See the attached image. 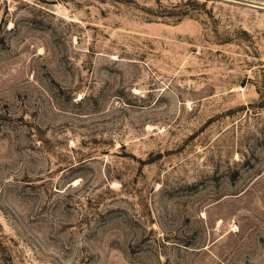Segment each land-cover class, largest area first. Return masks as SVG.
<instances>
[{
  "label": "rangeland",
  "instance_id": "1",
  "mask_svg": "<svg viewBox=\"0 0 264 264\" xmlns=\"http://www.w3.org/2000/svg\"><path fill=\"white\" fill-rule=\"evenodd\" d=\"M0 264H264V0H0Z\"/></svg>",
  "mask_w": 264,
  "mask_h": 264
}]
</instances>
